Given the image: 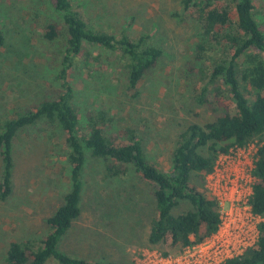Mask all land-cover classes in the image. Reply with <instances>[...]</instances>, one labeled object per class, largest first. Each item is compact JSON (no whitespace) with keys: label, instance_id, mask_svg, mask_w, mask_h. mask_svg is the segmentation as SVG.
<instances>
[{"label":"trees","instance_id":"trees-1","mask_svg":"<svg viewBox=\"0 0 264 264\" xmlns=\"http://www.w3.org/2000/svg\"><path fill=\"white\" fill-rule=\"evenodd\" d=\"M35 5L29 9L30 17L51 55L58 85L12 117H0V200L11 193L13 141L20 130L38 122L55 126L62 135L68 189L60 207L47 219V234L38 241L10 243L0 264H46L51 259L57 264H103L58 250L80 214L88 155L104 161L107 177L125 178L131 170L150 191L154 214L149 221V244L161 245L166 255L202 243L220 225L219 204L205 186L206 176L219 156L253 143L257 145L251 169L254 182L248 201L251 212L261 218L258 237L241 255L221 264H264V32L255 18L253 0H180L181 15H190L196 23L193 52L184 72L190 81L203 83L194 97L214 118L189 124L177 135L167 171L149 161L138 130L114 125L107 110L79 113L68 81L79 56L83 55L86 66L100 63V53L93 55L88 47L98 48L115 56L124 88L135 99L138 84L157 66L161 50L148 44L145 36L132 39L124 32L115 36L97 29L84 20L72 0H35ZM4 43L0 29V47ZM193 177L201 184L196 185ZM181 202L190 209L175 214Z\"/></svg>","mask_w":264,"mask_h":264},{"label":"rangeland","instance_id":"rangeland-1","mask_svg":"<svg viewBox=\"0 0 264 264\" xmlns=\"http://www.w3.org/2000/svg\"><path fill=\"white\" fill-rule=\"evenodd\" d=\"M84 20L118 36H140L162 52L157 66L138 84L132 98L123 84L115 56L88 47L101 55L100 63L86 66L83 55L69 70L73 103L79 113L107 110L116 126H130L142 134L149 161L167 171L177 135L189 124H204L214 116L199 105L195 95L202 82L190 81L185 63L195 43L193 17L181 15L180 0H72ZM255 18L264 32V0H253ZM35 0H0V29L5 43L0 47V117H12L28 103L41 100L58 85L51 55L41 44L40 30L29 9ZM51 18L58 20L55 15ZM195 89V90H194ZM256 142V141H255ZM257 145L233 149L221 156L215 175L205 186L217 194L223 211L231 201L249 194V170ZM67 148L59 130L45 122L20 130L13 141L11 193L0 200V263L12 242L41 240L48 231L47 219L63 202L68 189ZM2 162L0 159V182ZM236 177H241L236 181ZM229 178L226 186V179ZM193 182L200 185L199 179ZM227 187V188H226ZM232 207H236L232 206ZM190 209L181 202L175 214ZM235 211L232 217H235ZM229 213V211L227 212ZM154 214L150 191L129 171L125 178L106 176L104 161L87 156L83 170L80 214L58 244L72 258L103 264H148V251H163L148 242L149 221ZM241 216L248 214L241 211ZM246 232L248 244L255 233ZM243 246H239L241 252ZM46 264H57L53 259Z\"/></svg>","mask_w":264,"mask_h":264},{"label":"built area","instance_id":"built-area-1","mask_svg":"<svg viewBox=\"0 0 264 264\" xmlns=\"http://www.w3.org/2000/svg\"><path fill=\"white\" fill-rule=\"evenodd\" d=\"M232 150L230 151V153L232 152ZM230 153L221 156H228L230 155ZM254 155L255 153L253 154L251 167L249 170V176L252 180L249 185V194L246 199L239 197L238 200L231 201V207L228 210L229 213H227L228 211H223V207L217 194L212 192V195L217 198L220 208V225L217 232L210 238L206 239L204 242L189 246L182 252L177 254L164 255L161 251H148V254H146L148 264H221L227 259L241 255L245 249L254 245L258 237L257 226L261 221V218L259 216H256L251 212L248 201L252 193V184L254 182V178L251 174ZM221 156L218 157L213 172L208 176L212 174L215 175L218 168L217 162ZM236 178V181L242 179L241 177ZM228 182H231L229 178L226 179V186ZM235 205L236 207H232ZM234 209H236V211L235 217L233 218L232 212ZM241 211H243L244 213L246 212L248 216L242 217L240 214ZM251 225L253 226L252 232H254L256 235L255 241L252 245H250V243L248 244V239H246V232H249V230H251ZM239 246H243L241 252H238L239 249L237 248Z\"/></svg>","mask_w":264,"mask_h":264}]
</instances>
